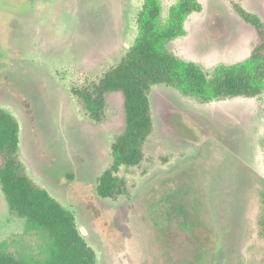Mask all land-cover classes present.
<instances>
[{
	"label": "rangeland",
	"instance_id": "374dc122",
	"mask_svg": "<svg viewBox=\"0 0 264 264\" xmlns=\"http://www.w3.org/2000/svg\"><path fill=\"white\" fill-rule=\"evenodd\" d=\"M151 8L180 81L151 85L143 159L120 166L125 193L103 198L122 97L108 94L98 120L78 93L120 62ZM259 23L264 0H0V108L18 122L26 175L73 215L95 264H264ZM49 241L0 185V252L37 263Z\"/></svg>",
	"mask_w": 264,
	"mask_h": 264
},
{
	"label": "trees",
	"instance_id": "16d2710c",
	"mask_svg": "<svg viewBox=\"0 0 264 264\" xmlns=\"http://www.w3.org/2000/svg\"><path fill=\"white\" fill-rule=\"evenodd\" d=\"M138 16L139 34L120 62L108 70L98 82L79 91L85 108L100 119L108 94H120L124 126L114 144V164L100 178L98 194L116 198L126 192L124 179L117 173L121 165L135 166L143 159V145L153 130L148 91L155 83H176L180 77L173 57L159 43L151 17L155 9ZM259 43L255 55L264 73V25H258ZM246 80L225 78L224 88L236 94L250 93ZM0 185L8 204L27 218L34 227L50 235L49 252L37 263L17 260L0 252V264H95V253L80 235L73 215L40 189L25 173L18 156V122L0 108Z\"/></svg>",
	"mask_w": 264,
	"mask_h": 264
}]
</instances>
